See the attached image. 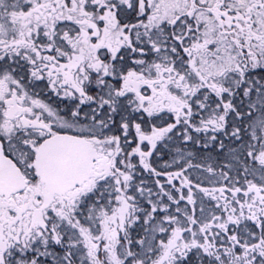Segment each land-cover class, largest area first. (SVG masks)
Masks as SVG:
<instances>
[{"label": "snow or ice", "instance_id": "6c2138e0", "mask_svg": "<svg viewBox=\"0 0 264 264\" xmlns=\"http://www.w3.org/2000/svg\"><path fill=\"white\" fill-rule=\"evenodd\" d=\"M0 264H264V0H0Z\"/></svg>", "mask_w": 264, "mask_h": 264}]
</instances>
